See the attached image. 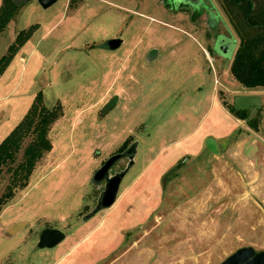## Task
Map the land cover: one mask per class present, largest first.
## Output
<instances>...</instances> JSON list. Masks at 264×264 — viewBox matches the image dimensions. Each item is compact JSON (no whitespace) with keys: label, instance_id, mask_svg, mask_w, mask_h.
Wrapping results in <instances>:
<instances>
[{"label":"rangeland","instance_id":"obj_1","mask_svg":"<svg viewBox=\"0 0 264 264\" xmlns=\"http://www.w3.org/2000/svg\"><path fill=\"white\" fill-rule=\"evenodd\" d=\"M18 3L0 59L21 31L39 27L0 77V143L39 92L61 114L52 149L0 210V264H219L243 247L264 251V88L232 77L240 42L220 1ZM114 38L122 46L107 48ZM221 38L236 42L228 56L216 48ZM242 95L261 98L243 120L231 112ZM126 140L136 156L109 170L126 172L117 201L86 219L106 186L92 183L95 172ZM47 228L66 238L40 249Z\"/></svg>","mask_w":264,"mask_h":264},{"label":"trees","instance_id":"obj_2","mask_svg":"<svg viewBox=\"0 0 264 264\" xmlns=\"http://www.w3.org/2000/svg\"><path fill=\"white\" fill-rule=\"evenodd\" d=\"M229 16L231 24L239 37L230 73L238 83L248 90L264 88V0H219ZM19 3L16 0H2L0 5V33L18 14ZM34 24L21 31L8 52L0 59V77L7 70L16 53L37 31ZM231 112L241 120L248 117L247 111ZM61 114V107L48 108L39 92L22 118L21 122L0 143V176L5 169L10 170V181L0 196V210L15 196L16 189L28 186L32 172L46 152L52 149L48 138L51 125ZM250 126L255 121L248 122ZM130 142L126 140L120 147L123 151ZM21 159L18 161V155Z\"/></svg>","mask_w":264,"mask_h":264},{"label":"water","instance_id":"obj_3","mask_svg":"<svg viewBox=\"0 0 264 264\" xmlns=\"http://www.w3.org/2000/svg\"><path fill=\"white\" fill-rule=\"evenodd\" d=\"M16 1L19 2L21 0H16ZM57 1L58 0H38L40 6H42L43 8H48L53 4H55ZM197 1L198 0H188V2L191 3H196ZM224 39L223 40L219 39L216 42L217 43L216 48L219 49L221 53H224L225 55L228 56L231 50L233 49V47L236 46V42L234 39H231L230 41L232 43H230L231 46L229 47V44H227L224 41ZM121 43L122 40L120 38H114L108 40L105 44L110 49L115 50L116 48L121 46L120 45ZM154 54H156V51L152 50L150 53V59ZM116 102H117V97L114 98L103 108V112L106 113L110 111L116 105ZM233 105L236 111L258 109L261 107V98L253 95L237 96L234 100ZM135 148H136V143L132 144L122 153H117L116 155H113L103 163L100 169H98L95 172L92 178V183L99 185L101 182L105 181L106 186L104 192L101 194V197L99 198L95 210L90 214H88L87 216H85L86 219L91 218L95 214L101 212V210L103 209L110 208L117 201L119 194V187L126 172L119 173L117 176L114 177H109V170L116 162H118V160L122 158H128L129 160H133L134 157L136 156ZM206 148L213 153L216 154L219 153L217 149V142L212 138L208 139ZM130 166H132V162H130ZM24 224L25 223L23 222L12 224L11 227H9L10 233L13 234V232H16V230H22L19 228H21ZM65 238H66V234H64L61 230L55 228H47L40 233L37 247H39L40 249L54 248L57 245H59L61 242H63ZM219 264H264V251H257L252 246L243 247L230 254L229 257H227L223 262Z\"/></svg>","mask_w":264,"mask_h":264},{"label":"flooded vegetation","instance_id":"obj_4","mask_svg":"<svg viewBox=\"0 0 264 264\" xmlns=\"http://www.w3.org/2000/svg\"><path fill=\"white\" fill-rule=\"evenodd\" d=\"M170 1H172V2H174L175 4H177V7H186V5H188V6H190L191 5V3H189L188 2V0H170ZM200 2H201V0H198L196 3H193L192 5H195V6H198V5H200ZM169 4V2L167 1V5ZM111 40V39H110ZM122 44V43H121ZM120 44V45H121ZM122 46V45H121ZM107 48H109L108 46H107ZM110 49V48H109ZM130 146H131V144H129ZM128 145V147H130ZM127 147V148H128ZM127 148H125L123 151H125ZM122 151V152H123ZM106 183V182H105Z\"/></svg>","mask_w":264,"mask_h":264}]
</instances>
